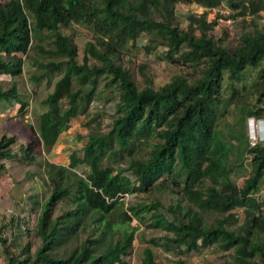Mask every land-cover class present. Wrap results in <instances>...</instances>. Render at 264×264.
Returning <instances> with one entry per match:
<instances>
[{"label": "trees", "instance_id": "1", "mask_svg": "<svg viewBox=\"0 0 264 264\" xmlns=\"http://www.w3.org/2000/svg\"><path fill=\"white\" fill-rule=\"evenodd\" d=\"M180 2L203 9L189 14L185 27ZM263 12L264 0H0V75L12 78L9 88L0 86V103L29 108L17 79L31 53L32 65L43 70L33 82L61 75L32 125L29 146L17 154V137H1L0 172L6 160L35 165L42 152L50 153L72 121L101 98V79L116 99L108 132L91 130L68 167L46 162L49 194L42 201L29 197L36 225L23 210L1 226L6 264H131L141 229L132 227L135 219L164 234L147 242L136 264H164L159 248L187 264L189 255L214 247L227 254L220 264H264V142L252 145L245 137L242 144L231 123L226 133L221 127L252 70L255 103L246 114L264 119V25L257 23ZM223 19L242 23L234 47L229 30L216 35ZM72 24L94 35L81 63L77 44L63 33ZM142 37L146 53L181 70L157 89L146 66L139 68L144 86L132 64L126 66L128 45ZM137 143L148 149L145 156L135 157ZM236 148L237 161L245 156L252 169L241 185L234 179ZM112 158L127 167H104ZM155 193L176 199L167 208L158 197L126 206V196Z\"/></svg>", "mask_w": 264, "mask_h": 264}, {"label": "rangeland", "instance_id": "2", "mask_svg": "<svg viewBox=\"0 0 264 264\" xmlns=\"http://www.w3.org/2000/svg\"><path fill=\"white\" fill-rule=\"evenodd\" d=\"M217 11L218 10H215L214 12ZM223 11H225L224 14L226 16L229 14V12H226V9ZM195 12L202 13L203 9L187 5L183 2L177 4V13L183 27L186 26L185 18L189 14ZM212 16H214V14H212ZM257 23L264 25V12L261 13V18L257 20ZM241 26V21L235 23L232 20L227 21L223 19L216 28V35L220 36L224 29L229 30L230 38L228 42L234 47L237 44ZM63 33L71 37L77 44L80 53L79 61L81 63L85 45L93 39L94 35L92 30L82 24H72L69 28L64 29ZM146 41L147 38L142 37L136 44L137 46L130 43L128 45V51L124 54V58L128 61L126 62V66L128 64L130 65V63L132 64V68L136 72L135 77L142 86H144L145 81L140 77L139 68L142 65L146 66L149 70V75H153L155 78L154 88L157 89L159 86L169 82L171 77L181 70L163 62L156 54L146 53L144 50L147 44ZM45 44L47 43L45 42ZM158 52H161V49H159ZM31 54L32 57H34V54ZM32 57L26 60L24 73L17 79L19 90L29 103V108L24 111L21 110L20 105H16L13 108H5L7 103H0V139L4 135L9 137L16 136L17 143L14 146V151L17 154L21 153L23 147L24 149L27 148L32 141L35 132L32 125L36 123L37 117L46 111L47 107L43 102L54 91L55 84L61 78L60 74H56L53 75L50 80L44 79L39 83L33 82L31 77L43 74V70L32 65ZM256 77L257 71L252 70L247 73L244 83L246 91H242V85L239 84L241 93L236 100L237 103L228 108L226 119L221 123V127L225 130V133L227 123H231V133L238 137L239 140H241L239 142L242 144V138L244 139L245 137L251 140V143L256 141L264 142V119L258 120L255 118H248L246 114V108L249 106L248 104L255 103V99L253 96H250L249 92H251V85ZM11 82L12 78L10 76L0 75V86L7 89L11 86ZM105 85L106 80L101 79L99 86V91L103 93L101 98L95 100L85 114L72 121L69 130L61 135L57 146H55L50 153L42 152V156L38 159V164H21L16 159L5 161L6 170L0 172V228L6 222L8 223L13 215L24 213L23 210L25 211V217H28L30 220L31 226L36 225L37 214H31L30 212L29 197L33 194L38 195L39 199L42 201L44 196L49 194L44 184L46 162L68 167L70 156L73 152L76 151L82 155L81 150L91 130L108 132L111 129L113 117L116 112V99L112 100L111 91L106 89ZM225 87L226 92H224L226 96L230 95L231 91L227 88V84ZM243 96H246V98H242ZM253 119H255V122H253ZM253 124L256 125L255 130ZM80 137L84 139L80 140ZM254 138L256 139L255 141L253 140ZM236 142L240 144L238 141H233L235 145H237ZM136 150L135 157L138 158L145 156L148 149L144 145L137 143ZM234 153L236 164L238 165V167L235 168L234 179L237 181L238 185H241V181L251 175L252 169L249 159L245 158V156H242V159H244L242 163L237 161V156L239 155L237 148L234 150ZM103 166L110 167L114 171H117L118 168H126L127 164L122 163L118 158H112L106 159L103 162ZM82 172L83 171H81V173ZM155 197L160 198L166 208L176 199V196H170L166 193L163 195L158 193L151 195L140 194L137 196H126V206L140 202H150ZM262 198L264 199V191L262 192L261 199ZM238 212H240V210H238ZM214 218L215 216H209V222H212ZM148 223L149 221L140 225L139 221L136 219L132 222V227L140 226L141 229L136 233L137 240L134 245V253L128 258L131 264H136L138 262V255L141 254L144 248L149 246V244H147L149 240L152 238H160L164 235L159 230L146 228ZM4 233L5 237L9 238L10 227H8ZM155 253L158 262L164 264H176L175 261L178 259V257H174L172 254L165 253L161 248L155 249ZM224 256H227V254L221 253L214 247L200 253H193L186 257V260L187 264H220L224 261ZM6 263L7 259L3 255V249L0 245V264Z\"/></svg>", "mask_w": 264, "mask_h": 264}, {"label": "clouds", "instance_id": "3", "mask_svg": "<svg viewBox=\"0 0 264 264\" xmlns=\"http://www.w3.org/2000/svg\"><path fill=\"white\" fill-rule=\"evenodd\" d=\"M253 122H255V119H253ZM253 122H252V123H253ZM253 126H254L253 128H254V130H255V128H256V125H255V124H253Z\"/></svg>", "mask_w": 264, "mask_h": 264}, {"label": "built area", "instance_id": "4", "mask_svg": "<svg viewBox=\"0 0 264 264\" xmlns=\"http://www.w3.org/2000/svg\"><path fill=\"white\" fill-rule=\"evenodd\" d=\"M253 140L255 141L256 139L254 138ZM257 142H258V141L254 142V143L252 142V145H255Z\"/></svg>", "mask_w": 264, "mask_h": 264}]
</instances>
